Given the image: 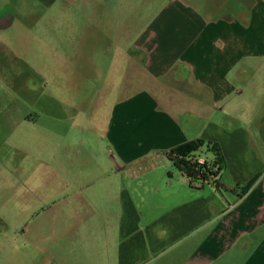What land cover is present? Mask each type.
<instances>
[{"label":"crops","instance_id":"1","mask_svg":"<svg viewBox=\"0 0 264 264\" xmlns=\"http://www.w3.org/2000/svg\"><path fill=\"white\" fill-rule=\"evenodd\" d=\"M31 1L51 11L59 0ZM148 1L160 9L136 44L122 46L131 61L132 52L141 53L152 82L115 103L104 129L119 153L83 156L66 147V166L59 172L64 181L53 190L61 196L48 201L80 216L65 234L71 230L82 240L84 258L264 264V0ZM29 3L0 0V212L8 205L5 195L18 204L19 189L34 191L38 175L35 155L19 157L26 146L19 109L1 108L3 100L13 102L20 94V78L5 67L26 62L30 37L37 34L35 27H14L16 11ZM128 20L117 24L113 18L112 30L97 25L96 31L127 34L133 28ZM54 30L44 27L43 33ZM39 45L54 49L52 38ZM132 130L138 138H130ZM199 139L219 145L226 161L219 177L202 187L187 181L167 155ZM5 225L0 214V228ZM90 242L96 246L88 254ZM4 260L0 252V264Z\"/></svg>","mask_w":264,"mask_h":264},{"label":"rangeland","instance_id":"2","mask_svg":"<svg viewBox=\"0 0 264 264\" xmlns=\"http://www.w3.org/2000/svg\"><path fill=\"white\" fill-rule=\"evenodd\" d=\"M19 5L24 6L21 2ZM54 5L50 11L30 0L29 8L16 11L14 27H35L37 34L30 37L31 52L26 53V62L5 67L8 74L20 78L17 83L20 94L13 102L3 100L1 108L19 109L21 126H24L19 132L20 141L26 145L21 147L19 157L35 155L38 175L34 191L33 187L19 189L18 204L14 205L16 199L8 195L4 197V203L9 206L6 204L0 212L6 222L0 228L4 233L0 234V252L4 254V264H119L116 254L109 258H84L82 240L71 230L69 236L65 234L69 227L76 226L80 216L77 212L70 214L58 207L52 208L48 199L61 196L53 194V190L62 187L64 181L59 172L66 166V147L83 151V156L119 153L104 135L114 105L127 93L152 82L144 69L145 58L141 53L132 52L131 61L126 57L131 52H125L122 45L137 43L144 26L160 9V3L59 0ZM113 18L118 20L117 24L119 19L129 18L132 30L115 35L96 31L98 26L102 30L111 26L112 30ZM44 27L56 28L58 33L55 30L53 34L43 33ZM51 38L54 49L46 50L39 45L43 39L49 44ZM28 59H32L31 64ZM29 123H35L36 129L28 128ZM61 125L81 128L60 131L57 128ZM129 135L138 138L137 130L130 131ZM64 136L69 138L65 147ZM33 143L35 147L30 146ZM202 156L211 158L210 154ZM71 188L76 192L77 185ZM87 245L90 246L88 254L93 253L96 243ZM148 261L146 264H162L164 259L158 256Z\"/></svg>","mask_w":264,"mask_h":264},{"label":"trees","instance_id":"3","mask_svg":"<svg viewBox=\"0 0 264 264\" xmlns=\"http://www.w3.org/2000/svg\"><path fill=\"white\" fill-rule=\"evenodd\" d=\"M203 154H210L211 158H203ZM167 155L191 179V184L201 187L215 180L226 169L220 146L201 139L178 146ZM257 179L248 183L246 190L250 189Z\"/></svg>","mask_w":264,"mask_h":264},{"label":"built area","instance_id":"4","mask_svg":"<svg viewBox=\"0 0 264 264\" xmlns=\"http://www.w3.org/2000/svg\"><path fill=\"white\" fill-rule=\"evenodd\" d=\"M202 163H203V162H202ZM184 175H185V177H186V180L190 182L191 179H190L185 173H184Z\"/></svg>","mask_w":264,"mask_h":264}]
</instances>
